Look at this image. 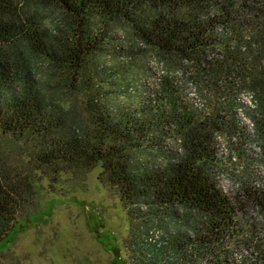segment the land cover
Wrapping results in <instances>:
<instances>
[{
	"label": "trees",
	"instance_id": "trees-1",
	"mask_svg": "<svg viewBox=\"0 0 264 264\" xmlns=\"http://www.w3.org/2000/svg\"><path fill=\"white\" fill-rule=\"evenodd\" d=\"M141 46L166 73L129 109L104 83L119 86ZM0 140V243L40 211L38 179L100 166L129 231L145 218L168 229L133 236L134 264H264V0H0ZM233 155L229 195L216 177Z\"/></svg>",
	"mask_w": 264,
	"mask_h": 264
},
{
	"label": "rangeland",
	"instance_id": "rangeland-1",
	"mask_svg": "<svg viewBox=\"0 0 264 264\" xmlns=\"http://www.w3.org/2000/svg\"><path fill=\"white\" fill-rule=\"evenodd\" d=\"M113 37L119 41L124 34H114ZM139 53L134 64L116 77L119 86L114 81L104 83L107 91L103 93L129 109L145 98L166 73L150 50L141 46ZM122 62L114 54H109L105 60L108 66ZM185 97L198 106L204 104L203 97L190 85L186 87ZM56 98L60 101L59 95ZM240 101L246 106L254 105L247 93L241 96ZM218 141H221L218 152L225 154L223 141ZM4 143L0 140V145ZM253 149L258 152L257 145ZM152 151L144 152L145 164H160L162 160L158 150ZM231 163L232 166L224 163V171L216 177L219 188L229 195L235 189L229 169L239 174L244 165L236 155L231 157ZM261 170L264 173V168ZM100 175L101 167L97 166L83 178L64 175L55 186H51L46 178L38 179L36 189L40 211L19 221L0 243V264H134L131 254L135 252L133 236L145 242L166 234L168 229L145 218L144 221L136 220L131 227L132 232L129 231L128 210L118 195L102 184ZM144 213L143 210L141 215ZM252 215L250 219L255 223H263L256 213ZM261 243H264V238ZM237 252L248 253L242 248H237Z\"/></svg>",
	"mask_w": 264,
	"mask_h": 264
},
{
	"label": "built area",
	"instance_id": "built-area-1",
	"mask_svg": "<svg viewBox=\"0 0 264 264\" xmlns=\"http://www.w3.org/2000/svg\"><path fill=\"white\" fill-rule=\"evenodd\" d=\"M249 104H251V102H248ZM156 236H157V233H156Z\"/></svg>",
	"mask_w": 264,
	"mask_h": 264
}]
</instances>
